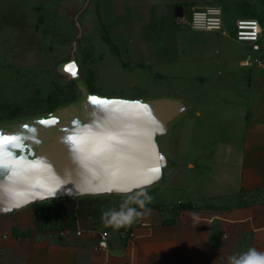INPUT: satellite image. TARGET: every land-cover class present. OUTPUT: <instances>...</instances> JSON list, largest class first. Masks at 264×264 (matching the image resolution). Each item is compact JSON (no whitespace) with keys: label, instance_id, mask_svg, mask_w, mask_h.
I'll use <instances>...</instances> for the list:
<instances>
[{"label":"crops","instance_id":"0c3cea01","mask_svg":"<svg viewBox=\"0 0 264 264\" xmlns=\"http://www.w3.org/2000/svg\"><path fill=\"white\" fill-rule=\"evenodd\" d=\"M108 3L130 33L118 41L126 59L112 75L127 80L100 92L186 99L190 111L166 140L173 168L150 189L151 214L129 229L101 221L121 196L59 199L0 215V264H226L249 247L264 251V0ZM213 5L223 10V30L192 29L191 13ZM240 19L261 24L259 49L236 39ZM186 203L195 208H181Z\"/></svg>","mask_w":264,"mask_h":264},{"label":"clouds","instance_id":"9594fccd","mask_svg":"<svg viewBox=\"0 0 264 264\" xmlns=\"http://www.w3.org/2000/svg\"><path fill=\"white\" fill-rule=\"evenodd\" d=\"M164 133L148 107L142 114H114L93 106L86 120L74 119L61 137L69 158L62 170L47 156L29 150L23 137H16L0 146V211L23 209L61 191L72 196L117 194L118 206L104 210L101 221L113 231L129 229L151 214L150 189L163 173L159 164L147 161L154 150L158 155L155 137ZM226 264H264V251L249 247L229 255Z\"/></svg>","mask_w":264,"mask_h":264},{"label":"rangeland","instance_id":"374dc122","mask_svg":"<svg viewBox=\"0 0 264 264\" xmlns=\"http://www.w3.org/2000/svg\"><path fill=\"white\" fill-rule=\"evenodd\" d=\"M104 1L0 0V124L45 114L77 99L76 83L66 84L57 74L58 66L72 58L95 93L110 92L127 80L113 76L119 58L126 59L127 48L118 41L125 43L130 33L125 24L121 27L122 13H112ZM181 125L175 124L172 133ZM120 200H113L115 206Z\"/></svg>","mask_w":264,"mask_h":264},{"label":"water","instance_id":"95a60500","mask_svg":"<svg viewBox=\"0 0 264 264\" xmlns=\"http://www.w3.org/2000/svg\"><path fill=\"white\" fill-rule=\"evenodd\" d=\"M180 10L184 9L177 8V17L183 16V11L178 13ZM73 65L75 66V75L69 70L70 66ZM57 74L61 81L66 84L71 82L76 83L80 91L78 98L51 112L0 124V146H7V144L13 143V136L23 137L29 150L35 151L37 155L47 156L58 170H62L65 166L69 165V158L67 147L62 143L61 137L65 134V130L71 127L74 119L86 120L89 113L93 111V106H96L97 111L106 110L114 114H142L143 109L148 107L155 119L162 123L165 128L163 135L155 137L158 155L154 150L152 157L147 161L149 164H159L161 166L163 176L152 188L161 185L173 168V161L166 149V140L171 134L173 124L190 111V106L186 99L177 96L130 98L95 93L91 91L83 80L80 67L74 58L61 63L58 66ZM93 98L101 101V103H94ZM5 138L8 139L9 143H5ZM36 141H39V143L37 144ZM17 155H19V152H17ZM161 156L163 159H160ZM81 177L82 179H87L85 174H81ZM67 187L71 188L72 185L69 184ZM104 196L120 195L112 194ZM82 197L97 196H72L61 191L54 198L42 201L37 200L29 206L47 201ZM15 211L18 210L11 212L0 211V215H8Z\"/></svg>","mask_w":264,"mask_h":264},{"label":"built area","instance_id":"2783aa9c","mask_svg":"<svg viewBox=\"0 0 264 264\" xmlns=\"http://www.w3.org/2000/svg\"><path fill=\"white\" fill-rule=\"evenodd\" d=\"M189 25L194 30L199 31H222L224 28L223 10L218 5L198 9L191 13ZM262 34V26L257 20L240 19L236 23V39L240 42H248L259 49L258 41ZM108 237V233L103 234V241ZM101 249H105L103 245Z\"/></svg>","mask_w":264,"mask_h":264},{"label":"snow or ice","instance_id":"6c2138e0","mask_svg":"<svg viewBox=\"0 0 264 264\" xmlns=\"http://www.w3.org/2000/svg\"><path fill=\"white\" fill-rule=\"evenodd\" d=\"M69 70L72 72L73 75H75V66L74 65L70 66ZM93 102L97 103V104L101 103V101H97V100H95V98H93ZM141 107H143V106H141ZM14 138H16V136L12 137V139H14ZM5 143H9L7 138H5ZM152 171H159V169H153Z\"/></svg>","mask_w":264,"mask_h":264},{"label":"trees","instance_id":"16d2710c","mask_svg":"<svg viewBox=\"0 0 264 264\" xmlns=\"http://www.w3.org/2000/svg\"><path fill=\"white\" fill-rule=\"evenodd\" d=\"M91 91H93V90H91ZM34 205H36V204H34ZM181 208H184V209H194L195 207L191 203H186V204L181 205Z\"/></svg>","mask_w":264,"mask_h":264}]
</instances>
